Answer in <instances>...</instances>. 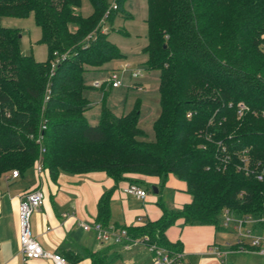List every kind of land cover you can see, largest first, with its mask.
Masks as SVG:
<instances>
[{"label":"trees","instance_id":"trees-1","mask_svg":"<svg viewBox=\"0 0 264 264\" xmlns=\"http://www.w3.org/2000/svg\"><path fill=\"white\" fill-rule=\"evenodd\" d=\"M82 1L0 0V19L33 14L38 42L47 48L44 61L23 54L19 29L0 22V177L12 170L24 175L39 160L52 180L60 173L103 171L114 185L100 195L95 222L110 228L111 195L120 181L140 185L132 179L140 175L164 182L171 173L185 182L189 202L171 208L158 201L157 220L115 225L138 244L170 254L182 252L180 241L166 236L180 218L217 231L227 229L226 217L249 218L252 230L262 233L264 0H146L144 66L157 70L159 79L151 138L139 126L140 101L123 114L103 104L98 122H88L91 103L83 91L92 86L85 73L125 59L109 34L117 15H131L126 0H114L115 9L109 0H88L92 11L83 15ZM108 8L104 33L100 22ZM239 102L247 106L240 116ZM242 157L246 168L262 172L261 180L238 168ZM124 243L85 254L91 264H115ZM64 258L68 263L80 257Z\"/></svg>","mask_w":264,"mask_h":264},{"label":"crops","instance_id":"crops-1","mask_svg":"<svg viewBox=\"0 0 264 264\" xmlns=\"http://www.w3.org/2000/svg\"><path fill=\"white\" fill-rule=\"evenodd\" d=\"M118 88H108V93ZM127 99L126 96L121 110L110 108L116 114L125 113ZM38 164L39 161L36 166ZM36 166L24 175L13 177L9 172L0 177V264H52L44 259L25 261L19 251V202L25 192L34 188L42 189L45 199L41 207L31 214L32 235L46 250L57 252L66 258L71 254L79 255L78 260L68 261V264H91L86 252L113 245L115 241L98 240L94 231L83 229L82 223L96 220L98 199L114 185L113 179L103 171H93L81 174L60 173L56 180H52L43 169L38 172ZM174 177L176 176L170 173L163 182L157 176H143L139 186L147 191V195L142 199L124 193L123 189L128 181H120L111 195L110 228L115 229V225L138 226L148 220H157L162 214L158 201L166 206L171 202L175 208L189 202L191 196L186 192L185 182ZM168 190H174L170 197ZM164 191L166 196L163 199ZM149 192L157 195H149ZM167 198H172V201ZM232 230L235 242L230 243L214 226L185 225L180 218L167 228L166 236L172 243H181L183 257L177 264H251L249 255L258 253L234 251L238 235L236 224ZM211 247H217L224 253L216 255ZM120 251L121 259L115 264H151L153 260V256L142 244H131L128 248L122 247ZM125 251L129 252L128 256L124 254Z\"/></svg>","mask_w":264,"mask_h":264},{"label":"rangeland","instance_id":"rangeland-1","mask_svg":"<svg viewBox=\"0 0 264 264\" xmlns=\"http://www.w3.org/2000/svg\"><path fill=\"white\" fill-rule=\"evenodd\" d=\"M113 2L114 0H109ZM125 9L131 15L127 18L117 15L113 22V30L109 34V39L115 43L119 49L126 54L125 59L112 60L103 66L100 72L88 71L85 73L86 82L88 85L99 78H105L110 69L117 67L121 63H128L132 66H137L143 70L144 77L141 79L142 89L131 87L130 84L125 83L118 89L108 93V87L102 89L88 87L83 91V96L91 103L90 109L85 112V116L90 124H96L99 120V113L101 106L105 104L113 108L115 111L121 110L127 96L126 107L124 112L132 109L136 101H140V119L139 126L143 128L148 137H153L152 123L159 114L158 104V71L146 70L144 61L146 55L142 53V47L147 42V3L146 0H126ZM80 11L83 15H88L92 11V7L88 0H83ZM0 22L4 26L18 28L20 31V50L23 54L32 55L37 61H44L47 57V48L45 44L39 43L38 40L41 35L40 28L35 24L33 14L24 18L3 16ZM118 64L117 66H115ZM144 81V82H143ZM145 83V84H144ZM130 86V87H129ZM106 94V95H105ZM140 175H132V179H138L134 182L142 183ZM176 179V177H174ZM152 189V188H151ZM170 197L174 190H168ZM149 195H157L149 192ZM166 192L162 193L164 199ZM172 201V198H167ZM169 204V203H168ZM170 205V206H169ZM168 207H173L172 203ZM172 205V206H171ZM235 221L228 222V230H220V234L228 238L229 242H235V233L232 230ZM222 240V239H221ZM223 242V241H222ZM128 256L129 252H124ZM149 254H151L149 252ZM152 255V254H151ZM251 264H264V255L255 254L249 255Z\"/></svg>","mask_w":264,"mask_h":264},{"label":"built area","instance_id":"built-area-1","mask_svg":"<svg viewBox=\"0 0 264 264\" xmlns=\"http://www.w3.org/2000/svg\"><path fill=\"white\" fill-rule=\"evenodd\" d=\"M116 3L112 2L110 8L115 9ZM108 8L101 19L100 29L102 32L108 31V25L105 23V19L108 17ZM56 55V54H55ZM58 57L52 61V68L55 66ZM143 70L137 66H132L128 63H121L115 68L109 70L105 78H97L93 80L90 85L93 88L102 89L103 87L108 88H118L122 86L125 81H128L131 87H137L142 89L140 85L141 79H143ZM247 106L243 102L237 103V113L240 116ZM45 124L40 126V129H45ZM223 150V162L229 160V155L226 153V147L222 146ZM243 165L238 168H243L246 174L253 173L256 170L246 168L247 158H241ZM40 162V160H39ZM38 172L42 171L41 162L36 166ZM11 175L17 177L18 171L12 170ZM257 179L261 180L263 178L262 172H256ZM123 192L129 195H133L137 198H144L147 195V191L141 186L131 183L124 187ZM45 199L44 191L40 188H34L24 193L23 197L19 202L18 207V227H19V251L23 257V260L29 259H44L46 261H51L52 264H68L65 258L57 252L46 250L42 245L35 239L31 232L30 217L31 214L37 210L43 204ZM232 218L226 217V223ZM234 221V220H233ZM237 229V240L235 243L234 251L238 253H249L256 252L258 254L264 255V231L260 234L255 233L250 224V219L247 218L245 221H235ZM82 227L84 230H92L95 232L96 237L100 241H107L113 239V241L120 243L123 240L129 243H124L123 247L128 248L131 244L137 243V240H132L127 236L124 229H113L105 228L99 222L87 223L83 222ZM1 248V241H0ZM148 252L153 256L151 264H177L182 260L181 253L170 254L165 248L159 247L155 244H150L146 246ZM211 251L216 255H221L224 251H221L217 247H211ZM226 252V251H225Z\"/></svg>","mask_w":264,"mask_h":264},{"label":"water","instance_id":"water-1","mask_svg":"<svg viewBox=\"0 0 264 264\" xmlns=\"http://www.w3.org/2000/svg\"><path fill=\"white\" fill-rule=\"evenodd\" d=\"M153 191L156 192V189L154 187H152Z\"/></svg>","mask_w":264,"mask_h":264}]
</instances>
